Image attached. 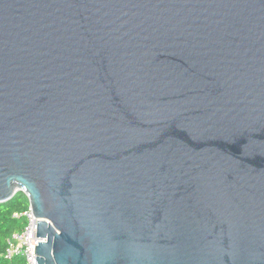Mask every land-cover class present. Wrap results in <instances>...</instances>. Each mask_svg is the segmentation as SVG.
I'll use <instances>...</instances> for the list:
<instances>
[{
	"label": "water",
	"instance_id": "95a60500",
	"mask_svg": "<svg viewBox=\"0 0 264 264\" xmlns=\"http://www.w3.org/2000/svg\"><path fill=\"white\" fill-rule=\"evenodd\" d=\"M38 264H264V0H0V202Z\"/></svg>",
	"mask_w": 264,
	"mask_h": 264
},
{
	"label": "built area",
	"instance_id": "2783aa9c",
	"mask_svg": "<svg viewBox=\"0 0 264 264\" xmlns=\"http://www.w3.org/2000/svg\"><path fill=\"white\" fill-rule=\"evenodd\" d=\"M15 218H24L25 225L22 230L13 232L8 238L3 256L12 260L17 257L25 259V264H38L34 247L43 241L37 238V221L35 213L31 206L23 212L14 213Z\"/></svg>",
	"mask_w": 264,
	"mask_h": 264
},
{
	"label": "trees",
	"instance_id": "16d2710c",
	"mask_svg": "<svg viewBox=\"0 0 264 264\" xmlns=\"http://www.w3.org/2000/svg\"><path fill=\"white\" fill-rule=\"evenodd\" d=\"M29 206V198L23 191H18L8 201L0 202V264H25L24 258L9 260L3 256V252L12 233L22 230L25 225V219L13 217L14 213L23 212Z\"/></svg>",
	"mask_w": 264,
	"mask_h": 264
}]
</instances>
